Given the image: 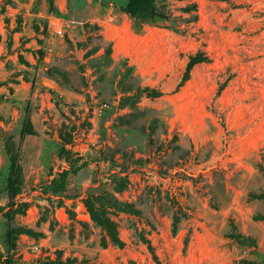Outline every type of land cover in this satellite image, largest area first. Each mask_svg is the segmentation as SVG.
Listing matches in <instances>:
<instances>
[{"label":"rangeland","instance_id":"374dc122","mask_svg":"<svg viewBox=\"0 0 264 264\" xmlns=\"http://www.w3.org/2000/svg\"><path fill=\"white\" fill-rule=\"evenodd\" d=\"M261 195L264 0H0V264H264Z\"/></svg>","mask_w":264,"mask_h":264},{"label":"trees","instance_id":"16d2710c","mask_svg":"<svg viewBox=\"0 0 264 264\" xmlns=\"http://www.w3.org/2000/svg\"><path fill=\"white\" fill-rule=\"evenodd\" d=\"M205 60H206V57H204V56H197L196 55L194 57H191L188 65H187V70L189 71L194 64L199 63V62H204ZM19 170H20L19 166L13 163V165H12L13 178L9 179V183H10L12 188L15 186V183L17 182V173ZM260 197L264 199V195H261ZM49 263H51V264H63L62 262H54V261H50Z\"/></svg>","mask_w":264,"mask_h":264},{"label":"built area","instance_id":"2783aa9c","mask_svg":"<svg viewBox=\"0 0 264 264\" xmlns=\"http://www.w3.org/2000/svg\"><path fill=\"white\" fill-rule=\"evenodd\" d=\"M48 28L51 30L52 34L56 37H61L63 35V27L58 19L50 18L48 21Z\"/></svg>","mask_w":264,"mask_h":264}]
</instances>
